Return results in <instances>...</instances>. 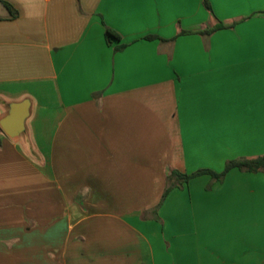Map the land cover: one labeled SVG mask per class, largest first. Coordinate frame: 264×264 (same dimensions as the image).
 I'll return each instance as SVG.
<instances>
[{"label":"crops","instance_id":"crops-1","mask_svg":"<svg viewBox=\"0 0 264 264\" xmlns=\"http://www.w3.org/2000/svg\"><path fill=\"white\" fill-rule=\"evenodd\" d=\"M25 100L0 264H264V170L165 196L264 156V0H0V122Z\"/></svg>","mask_w":264,"mask_h":264},{"label":"trees","instance_id":"trees-1","mask_svg":"<svg viewBox=\"0 0 264 264\" xmlns=\"http://www.w3.org/2000/svg\"><path fill=\"white\" fill-rule=\"evenodd\" d=\"M5 5L10 9V10H14V8L12 7V5H10L9 3L5 2ZM208 5V3H207ZM209 7V5H208ZM210 8V7H209ZM221 26L214 28L210 31H207L206 33L210 34L218 29H220ZM158 37L156 36H148L146 37V39L148 40H154L157 39ZM107 39L109 40V42L111 41V39H116V40H121V36L114 32L111 29L107 30ZM125 48V46H121L119 49H123ZM239 169V170H243V171H249V172H259L261 170H264V156L259 157L257 159H239V160H234V161H230L227 163L225 170L218 174L209 170H200L198 172H195L193 174H182L178 171H174L170 176H169V185L167 187L165 196L170 192L171 189H173L174 187H178V186H183L184 184L189 183V181L191 179H193L194 177L203 175V174H210L212 175L214 178L217 179H222L225 177V175L232 169ZM172 179H176L177 183L172 182Z\"/></svg>","mask_w":264,"mask_h":264},{"label":"water","instance_id":"water-1","mask_svg":"<svg viewBox=\"0 0 264 264\" xmlns=\"http://www.w3.org/2000/svg\"><path fill=\"white\" fill-rule=\"evenodd\" d=\"M31 103L28 100L10 106V111L0 125L7 135L16 137L26 131V121L30 116Z\"/></svg>","mask_w":264,"mask_h":264}]
</instances>
